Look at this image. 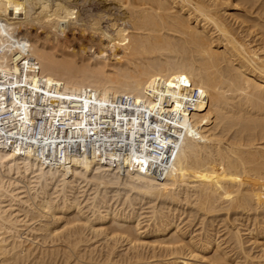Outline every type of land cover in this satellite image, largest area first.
<instances>
[{"label":"bare ground","instance_id":"obj_1","mask_svg":"<svg viewBox=\"0 0 264 264\" xmlns=\"http://www.w3.org/2000/svg\"><path fill=\"white\" fill-rule=\"evenodd\" d=\"M0 264H264V0H0Z\"/></svg>","mask_w":264,"mask_h":264},{"label":"rangeland","instance_id":"obj_2","mask_svg":"<svg viewBox=\"0 0 264 264\" xmlns=\"http://www.w3.org/2000/svg\"><path fill=\"white\" fill-rule=\"evenodd\" d=\"M97 7H98L97 5H92L91 9H94V10H96V9H97ZM96 50H97V48L95 47V51H96ZM97 51H98V50H97ZM97 51H96V52H97Z\"/></svg>","mask_w":264,"mask_h":264}]
</instances>
